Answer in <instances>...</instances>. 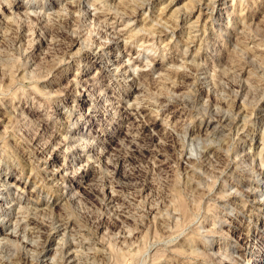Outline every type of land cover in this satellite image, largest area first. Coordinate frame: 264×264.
<instances>
[{
  "label": "rangeland",
  "instance_id": "374dc122",
  "mask_svg": "<svg viewBox=\"0 0 264 264\" xmlns=\"http://www.w3.org/2000/svg\"><path fill=\"white\" fill-rule=\"evenodd\" d=\"M204 1L80 0L73 14L66 6L76 0L3 1L11 7L0 12V36H9L0 41V240L12 250L0 248L4 264H16L22 250L19 231H10L15 213L23 211L4 196L22 195L20 205L34 199V172L23 166L20 151L35 147L38 133L50 146L32 165L41 173L46 166L57 183L58 174L65 177L54 204L48 195L40 198L68 217L71 264H214L225 253L219 264H264V185L255 184L249 203L228 192L236 190L238 168L256 175L261 165L264 0ZM142 2L135 24L126 25L125 15ZM89 6L100 16L90 17ZM65 12L78 15L68 30L81 38L52 52L37 34L47 24L65 29ZM185 13L187 20L179 22ZM103 23H113L121 36L103 31ZM37 88L49 94L38 95ZM54 128L61 134L55 138ZM71 133L68 143L60 139ZM128 140L141 148L121 168L136 172L137 187H116L106 156H127ZM67 145L72 150L64 151ZM223 160L230 161L225 171ZM89 184L95 192H85ZM62 231L41 264H66L55 250Z\"/></svg>",
  "mask_w": 264,
  "mask_h": 264
},
{
  "label": "bare ground",
  "instance_id": "6f19581e",
  "mask_svg": "<svg viewBox=\"0 0 264 264\" xmlns=\"http://www.w3.org/2000/svg\"><path fill=\"white\" fill-rule=\"evenodd\" d=\"M4 1V0H3ZM3 1H0V3L2 4ZM7 1V0H6ZM80 0H76V2H71L69 3L68 6H66L68 9V14H70V12L73 14V11H75L80 3H79ZM121 1V0H120ZM132 1V0H131ZM146 1V0H145ZM198 1V0H197ZM204 1V0H203ZM103 2V1H102ZM141 2V1H140ZM208 2H205L204 1V8H208ZM106 3V2H105ZM124 3V2H123ZM146 3V2H145ZM145 3H140L138 5H135L133 6L130 11L129 14H124L125 17H127V20H126V25L129 24L130 20H131V23L133 22L135 24V19H136V16H138V14L141 13L142 11V7L145 5ZM210 3V2H209ZM10 3L7 2L6 4H2V7H0V12L4 9V8H10L11 6L9 5ZM128 7V4L126 5ZM97 8V7H96ZM96 8L95 7H88L87 8V13H89L90 17H98L100 16L98 14V11H96ZM196 8V7H195ZM66 9V8H65ZM197 10H199V13L198 15L196 16V18H200L201 17V7H197ZM30 11V10H29ZM122 11V10H121ZM102 12V11H101ZM116 12V11H115ZM192 11H189L188 12V15L191 14ZM59 13V12H58ZM61 13V12H60ZM63 13V12H62ZM121 13V12H119ZM124 13V12H123ZM205 13V12H204ZM25 14V13H24ZM79 14V13H78ZM48 15V14H47ZM83 15V14H82ZM122 15V14H121ZM186 13L185 14H181V15H178V21L179 22H185L187 20V16H188ZM27 16V15H26ZM49 16V15H48ZM51 16V15H50ZM62 16V15H61ZM60 16V17H61ZM78 16L77 14L76 15H73V17L71 18V15H66V12H65V15L64 17L62 18V21L60 23H63L64 24V27L65 29H59L58 25L56 26L55 24H47L45 25V30L39 34H37L38 37H40L41 39V42H46L49 46V48H51V51L52 52H56L57 50H61L62 49H69L73 44L75 43H78V41L80 40L81 37H79V35L77 33H74V31H70L68 30V28L71 25V22L74 20H77V17ZM59 17V16H58ZM122 17V16H121ZM49 18V17H48ZM26 19V18H25ZM32 19V18H31ZM53 19V18H52ZM55 19V18H54ZM100 19V18H99ZM8 20V19H7ZM39 20V18H38ZM79 20V19H78ZM6 26V23L7 21L4 19L2 20ZM13 21V19H12ZM47 21V20H46ZM11 22V21H10ZM9 22V24H10ZM129 22V23H128ZM3 23V24H4ZM51 23V22H50ZM105 23V22H104ZM103 23V24H104ZM34 24V23H33ZM77 24V23H76ZM11 25V24H10ZM9 25V26H10ZM106 25V26H105ZM8 26V27H9ZM13 26V25H12ZM62 26V25H61ZM104 26H105V29H104ZM16 27V26H14ZM63 27V28H64ZM75 27V26H74ZM10 28V27H9ZM71 28V27H70ZM41 29V28H39ZM101 29V28H100ZM103 31H105L106 33L109 31V33H112L113 35H115L116 38L120 37L121 34L120 32H118L119 30H116V27L113 23H108L107 24H104L103 25ZM9 30V29H8ZM43 30V29H42ZM32 31V30H31ZM101 31V30H100ZM157 31V30H156ZM9 32V31H8ZM15 32V31H14ZM17 32V30H16ZM24 32V31H23ZM76 32V31H75ZM78 32V31H77ZM81 32V31H80ZM159 32L163 33L161 30H159ZM104 33V32H103ZM4 34V33H3ZM1 34L0 36V41L3 42L4 40L8 39L7 36V33L6 35H3ZM23 34V33H22ZM36 35V34H35ZM59 36V38H55L56 36ZM15 35H12V41L14 42L15 38H14ZM24 36V35H23ZM55 36V37H54ZM97 36V35H96ZM107 36V35H106ZM25 37V36H24ZM55 39H54V38ZM19 39V38H18ZM190 39V38H188ZM30 40V39H29ZM176 40V39H175ZM187 40V39H186ZM11 41V42H12ZM31 41V40H30ZM179 40H177L178 42ZM18 42V41H17ZM12 44V43H11ZM79 45H82V42L79 43ZM187 45V44H186ZM12 46V45H11ZM47 46V45H46ZM8 49V48H7ZM9 50V49H8ZM19 51V50H18ZM49 51V50H48ZM22 52V51H21ZM0 53H2L0 51ZM23 53V52H22ZM50 53V52H49ZM48 54V53H47ZM2 55V54H0ZM23 56V55H22ZM1 60V59H0ZM253 60V59H252ZM6 61V60H5ZM238 61V60H237ZM237 61H235L237 63ZM244 61V60H243ZM249 61V59H248ZM250 62V61H249ZM254 62V61H253ZM1 63V62H0ZM4 63V62H3ZM243 63V62H242ZM248 63V62H247ZM241 64V63H240ZM3 65V64H2ZM9 66V65H8ZM242 66V65H241ZM125 69L126 67H130V65H124ZM248 67V66H247ZM259 68V67H257ZM122 70V69H121ZM3 71V70H2ZM12 71V70H11ZM133 71V70H132ZM20 72V71H19ZM123 72V71H122ZM135 72V71H134ZM1 73V72H0ZM124 73V72H123ZM139 74V73H138ZM14 75V74H13ZM129 75L131 76V73H129ZM127 79V78H126ZM74 80V79H73ZM10 83H12L10 80H9ZM17 82V80H16ZM130 82L129 84L131 85H134V89H137L138 88V82L137 80L135 79V77H131L130 79ZM7 83V82H6ZM15 83V82H14ZM75 83V81H74ZM210 84V83H209ZM240 84V83H239ZM12 85V84H11ZM10 85V86H11ZM238 85V84H237ZM5 86V85H4ZM245 86V85H244ZM243 86V87H244ZM142 87V86H141ZM208 87V86H207ZM206 87V88H207ZM42 89V88H41ZM63 89V87H62ZM66 89V88H65ZM68 89V88H67ZM35 91L37 92L38 95H43V94H49L48 92L46 93L43 90H40V89H35ZM15 94V93H14ZM176 96V95H175ZM168 99V98H167ZM175 99V98H174ZM173 99V100H174ZM182 99V98H181ZM189 99V98H188ZM157 101V100H156ZM165 103V102H164ZM161 104V103H160ZM182 104V103H181ZM217 108V107H216ZM5 112L7 111H11L10 108H5ZM223 112V111H222ZM232 112V111H231ZM220 113V112H219ZM225 114V113H223ZM230 114V113H229ZM222 116V115H221ZM224 116V115H223ZM241 116V115H240ZM243 116V115H242ZM245 116V115H244ZM10 117V116H9ZM229 117V116H228ZM3 118H0V121H2ZM229 120V119H228ZM247 120V119H246ZM263 123V122H262ZM38 125H40V122L37 121ZM237 124V123H236ZM213 127V126H212ZM62 129V128H61ZM212 129V128H211ZM59 130L60 128H54L53 130V134H52V137L55 138L61 134H59ZM127 131V130H126ZM63 132V131H62ZM261 133V132H260ZM126 134V133H125ZM132 134V133H131ZM40 134L38 133L37 136L34 138V142L35 143L36 141V146L32 147V148H29L28 149H21L20 151V158H22V160L24 161V159L26 161H24V164L23 166H28L30 172H34L32 173V176L31 178L29 179V183H32V186H33V192L35 195L34 196V199L33 200H28V199H23L24 201H26L27 203L23 204V205H20L21 204V201H22V195L20 194H14V193H10V192H7L5 195L6 197L4 196V198H8L9 197V200L11 201H15L16 204L19 203V207L21 209H23L22 213L19 215V212L16 214L15 213V217H14V227H13V230H11L10 232H12L13 234L18 232V237H20L21 239V242H20V248L22 249L20 252H18L17 256L15 257V263L16 264H41L43 261V257L45 255L48 254V251L50 250V247L52 246V242L54 241L55 239V233H60L61 230H63L61 232V234H63V237L61 236V239H60V242H58L55 250H57L58 252H60L62 255V259H64V263L66 264H71V262L73 263V257H74V251L72 252V250L74 249L72 247V242H70L69 240H67V238L65 237V232H66V224H67V218L68 217H65L63 214H54L52 211V208L48 207L50 206V204L48 205V200H46L45 202H43V206L41 205L42 204V199L43 198H46V196L48 195L49 199L52 198L53 200V204L56 202L55 200L58 199L59 197H61V194H62V191H61V194L58 195L57 191L60 190V184L61 182L64 181V174H58L59 175V178H61V182L60 183H57V180H58V177H56L55 173L52 172L51 170H48L46 168V166L42 167L41 169L43 170L44 173H41L39 172L37 169L38 167H36L35 165H32L34 162L32 161H37V163L39 162L40 159H42V157L40 156H43L44 152H46V150L49 148L50 146V143L47 141H44L42 142V140L40 139ZM75 133H71L69 135H63L61 136V140H63V142H67L70 141L73 137H74ZM135 135V133H134ZM87 135H82L81 134V138L84 139ZM207 137V136H206ZM212 138V136H210ZM87 138V137H86ZM88 139V138H87ZM128 139V138H127ZM130 139V138H129ZM129 141V140H128ZM131 141V140H130ZM130 141L128 142V144L130 143ZM259 141V140H258ZM263 141V140H262ZM39 143V144H38ZM191 143V142H190ZM131 144V148L128 149L129 150V153L128 155H123L122 152L121 154L120 153H113V155L111 156H106V160H105V166L106 167H111V170L113 171V173H115V181H116V187H123V186H126V185H131V186H135L137 187V184H135V182H133L137 175H136V172L135 171H132V170H127L125 168H121L122 166V163L123 161H125L128 156H136V152H139L141 146L138 145V144H134V143H130ZM199 144V143H198ZM261 144V143H260ZM34 145V144H32ZM264 145V144H263ZM261 146V149L263 150L264 146ZM191 146V145H190ZM72 145L68 146L65 148L64 151H66L67 149L71 148L72 150ZM197 147V146H196ZM76 148V147H75ZM89 148V147H88ZM127 148V147H126ZM227 148V147H226ZM192 149V148H191ZM227 150V149H226ZM262 150L260 151V155L258 156V160H259V164L260 166L257 168L256 172L257 174L256 175H262L264 177V155H262ZM120 151V150H119ZM192 151V150H191ZM190 151V153H191ZM200 151V150H199ZM202 151V150H201ZM126 152V151H125ZM229 152V150H228ZM193 153V152H192ZM255 153V152H254ZM256 154V153H255ZM264 154V152H263ZM139 155V154H138ZM235 156V155H234ZM19 157V155H18ZM187 157V156H186ZM236 157V156H235ZM34 159V160H31V159ZM137 158V157H136ZM198 158V157H197ZM207 158V157H206ZM205 158V159H206ZM224 159V158H223ZM242 159V158H241ZM43 160V159H42ZM229 160V159H228ZM226 160H223L224 163L222 165V168H221V165H220V170L221 171H225L228 167H229V164H230V161ZM21 161V160H20ZM193 161V160H192ZM222 161V162H223ZM232 161V159H231ZM200 163V162H199ZM203 163V162H202ZM244 163V162H243ZM242 163V164H243ZM236 164V163H235ZM200 165V164H199ZM219 165V164H218ZM138 166V165H137ZM89 167V166H88ZM104 167V166H103ZM133 167V166H132ZM237 167V166H236ZM83 168V167H81ZM92 166H91V169L92 170ZM84 169V168H83ZM81 169L80 171H76L77 174H81V173H84L85 171ZM134 169V168H133ZM219 170V168H217ZM74 170V169H73ZM77 170V169H76ZM160 170V169H159ZM207 170V169H206ZM217 170V171H218ZM51 171V172H50ZM143 171V170H142ZM143 173V172H142ZM218 173V172H217ZM236 174L234 176H236L235 178V181L237 183L236 186V190H234V193L232 194L231 191H228L229 192V196L230 195H234V196H240L241 200H243L242 203H244V201H247L249 203V201H251L253 198L252 196H254V193L255 192V189L258 188L257 185L255 184H263L264 185V182H263V179L261 180L258 179L256 177V175H253V173H249L247 170H245L244 168H238L235 172ZM226 174V173H225ZM210 175V174H209ZM112 178V176L110 177ZM105 179V178H104ZM113 179V178H112ZM142 179V178H141ZM148 180V179H147ZM151 180V179H150ZM138 183V182H137ZM203 183V182H202ZM145 185L144 182H141V185ZM154 184V183H153ZM195 184V183H194ZM96 185V184H95ZM140 185V186H141ZM95 187V186H94ZM93 187V185L89 184V186L86 187L85 189V192H95V188ZM224 187V186H223ZM101 188V187H100ZM109 188V187H108ZM124 188V187H123ZM205 188V187H204ZM114 190L113 188V184L110 186V190L107 191L106 190V195H108V198H113V194H112V191ZM232 190V189H231ZM121 191V190H120ZM207 191V190H206ZM257 191V190H256ZM98 192V191H97ZM105 192V191H103ZM233 192V191H232ZM262 192V191H261ZM2 194L4 192H1ZM45 193L46 195H43ZM118 193V192H117ZM128 193V192H127ZM262 194V193H261ZM40 195L43 196V198H40ZM101 195V194H100ZM224 195H227L226 193ZM70 196V195H69ZM124 196V195H123ZM256 196V195H255ZM166 197V196H165ZM233 197V196H232ZM115 198V197H114ZM222 198V197H221ZM41 199V200H40ZM47 199V198H46ZM126 199V198H125ZM44 200V199H43ZM231 201V200H230ZM28 202H30L31 204L28 205ZM241 203V204H242ZM246 203V202H245ZM244 205V204H243ZM241 206V205H240ZM245 206V205H244ZM18 207V208H19ZM19 208V209H20ZM156 208V207H155ZM118 209V208H117ZM149 209V208H148ZM50 211V212H49ZM117 211V210H116ZM155 212V211H154ZM119 216H122L123 217V214L120 213V211L116 212ZM127 216V215H125ZM155 216V215H154ZM89 217V216H88ZM94 217V216H93ZM114 217V216H113ZM96 218H99V217H96ZM117 218V217H116ZM93 219V218H92ZM112 220V219H111ZM115 220V219H114ZM118 221V219H117ZM101 223V221H97V225L96 227ZM116 223V222H115ZM139 223V222H138ZM95 224V223H94ZM123 224V223H122ZM11 228V227H10ZM84 228V227H83ZM122 228V227H121ZM88 229V228H87ZM94 230V229H93ZM121 230V229H120ZM210 232V231H209ZM71 233V232H69ZM87 233V232H86ZM207 233V232H206ZM68 234V233H67ZM72 236V235H71ZM3 237V236H2ZM125 237V236H124ZM11 238V237H9ZM58 238V236H57ZM122 239V238H121ZM120 239V240H121ZM15 240V239H14ZM124 240V239H122ZM1 241V249L3 248L4 251H8L11 249V244H8L6 243L7 240L4 242L3 240H0ZM13 241V240H12ZM129 241V240H128ZM132 241V240H131ZM9 242V241H8ZM86 242V241H85ZM11 243V242H10ZM18 243V242H17ZM55 243V242H54ZM130 243V242H129ZM77 244V243H76ZM75 244V245H76ZM81 244V243H80ZM99 244V243H98ZM199 244V243H198ZM206 240L204 239V246H206ZM211 244V243H210ZM209 244V245H210ZM56 245V244H55ZM208 246V245H207ZM195 247V246H194ZM197 247V246H196ZM73 248V249H72ZM205 248V247H204ZM17 249H19L17 247ZM1 251V250H0ZM3 251V252H4ZM12 251V250H10ZM2 253V251H1ZM12 253V252H11ZM55 253V252H54ZM6 254V253H5ZM14 254V253H13ZM74 254V255H73ZM202 254V253H201ZM209 254V253H208ZM224 254V253H223ZM226 254V253H225ZM224 254V257L221 256V258L219 260H215L213 261L214 264H219V263H222L224 258H226L227 255ZM6 256V255H5ZM212 256V255H211ZM53 258V257H52ZM51 258V260H52ZM216 258V257H215ZM8 259V258H5L4 259V256H0V264H4L5 260ZM61 259V260H62ZM31 260H33V262H30ZM57 260V259H56ZM13 261V260H12ZM225 261V260H224ZM228 261V260H227ZM48 262V261H47ZM77 262V261H76ZM10 263V262H9ZM7 264V263H5ZM78 264V263H77Z\"/></svg>",
  "mask_w": 264,
  "mask_h": 264
}]
</instances>
